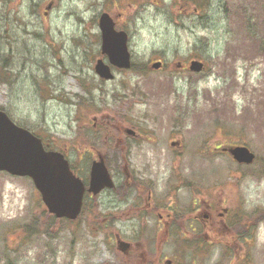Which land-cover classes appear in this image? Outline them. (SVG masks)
<instances>
[{
  "label": "rangeland",
  "instance_id": "374dc122",
  "mask_svg": "<svg viewBox=\"0 0 264 264\" xmlns=\"http://www.w3.org/2000/svg\"><path fill=\"white\" fill-rule=\"evenodd\" d=\"M103 12L127 32L133 62L112 80L94 71ZM0 49L13 66L0 109L81 178L96 156L118 157L119 172L128 162L178 218L168 232L147 215L145 195L126 202L106 190L77 220L56 219L30 178L0 171V264H264V0H0ZM193 59L203 73L179 68ZM157 61L165 66L152 69ZM236 144L256 154L254 165L215 150ZM207 201L244 216L226 225L253 240L226 239L220 219L209 232L218 240L194 234L189 213ZM117 236L133 251L121 252Z\"/></svg>",
  "mask_w": 264,
  "mask_h": 264
},
{
  "label": "water",
  "instance_id": "95a60500",
  "mask_svg": "<svg viewBox=\"0 0 264 264\" xmlns=\"http://www.w3.org/2000/svg\"><path fill=\"white\" fill-rule=\"evenodd\" d=\"M50 7V6H49ZM48 7V9H49ZM98 26L101 34V54L108 57V63L98 59L95 72L105 80L114 75L111 66L119 69L131 67V55L128 49V35L118 31L110 14L100 15ZM160 62L152 65L158 69ZM204 63L194 60L190 70L199 73ZM238 164L251 165L255 154L246 146L224 147ZM0 171L14 176L30 177L41 194L50 214L56 218L75 220L80 214L85 193L83 182L75 176L65 156L56 151H46L40 138L29 130L18 126L4 111L0 110ZM114 186L104 161L94 162L90 174L89 192L98 194L105 187ZM129 243L118 240V249L127 253ZM170 261L167 262L169 264Z\"/></svg>",
  "mask_w": 264,
  "mask_h": 264
},
{
  "label": "flooded vegetation",
  "instance_id": "af4514ba",
  "mask_svg": "<svg viewBox=\"0 0 264 264\" xmlns=\"http://www.w3.org/2000/svg\"><path fill=\"white\" fill-rule=\"evenodd\" d=\"M179 66L182 68V70H185L187 68V63L186 64H179ZM133 133L128 132L129 135H131L133 138H142L143 135L132 130ZM134 140V139H133ZM46 148L51 149L49 147V144H47L45 141H43ZM173 143H179L178 148L181 146L179 141H172ZM171 142V143H172ZM218 148V147H216ZM95 157V156H94ZM99 158H102L105 160V164L111 174L112 180L114 182V186L112 188H105L103 189L100 193H98L97 195H94L93 193L89 192V172L90 169L92 167V163L95 160H98ZM122 160H120L119 163H121ZM114 163L116 165H118V157L115 158ZM109 164L106 161V157L104 158V156H96V158L91 159L90 161H87V164L85 165V170H87L88 172V176L85 175L82 178V181L84 182V186H85V193H84V198L85 201L84 203L87 201L88 197H92L95 198L97 197L99 194L101 195L104 191L106 190H112L115 191L117 194L118 192H120L119 196H123L126 197V195H130L132 192H134V194L138 197H143V195L146 196V202L148 203L147 207H148V211H146L147 215L150 216H156L157 220L159 223H162L163 226L167 227V230L169 228H172L177 222H178V218H177V214L173 211L172 209V205L171 204H165L164 206L162 205H158L156 204L155 200H154V196H153V189L150 188L151 186L149 185H144L142 182V180H139L137 177L134 176L133 172L131 171V168L129 166L128 162H125V170L124 173L119 172V170H115L114 168L118 169L115 164ZM89 165V167H88ZM124 165V164H123ZM113 168V169H112ZM122 174V175H121ZM122 181V182H120ZM142 181V182H141ZM124 185V186H123ZM125 191V192H124ZM124 192V194H123ZM127 195V197H128ZM127 197L125 198V201L127 202L128 199ZM144 199V200H145ZM195 205V203L193 204V206ZM198 206H200L198 204ZM198 206H194L195 209L198 208ZM206 209L203 210H199L200 213H198V210H195V212H190L189 214H191L189 220L190 223L188 224V227L192 229V231L194 232V234L196 233V231L198 229H207L206 232V239L207 240H216V238L212 237L209 235V232H214L215 230L218 229V225H219V219H220V224H222L225 228H227L225 231H223L224 236L226 235V239H229L230 237L234 238V240H240V238H243L244 240H253V235L248 232V235L245 234H241L238 235L236 233H233L232 231H229L231 229H228L229 227L226 225L228 222H231L232 225H234L235 222V217L232 216L231 212L229 213V210L224 209L223 212L218 213L217 209L214 207V204H212V202L207 201L205 204ZM175 208V207H174ZM177 209V206L176 208ZM194 213H197L193 216ZM187 214V216L189 215ZM224 216V217H223ZM197 222V223H195ZM187 231L186 233L188 234L189 231ZM229 231V232H228ZM120 236H117V238ZM130 245H128V253L133 251V243L127 241ZM211 242V241H210Z\"/></svg>",
  "mask_w": 264,
  "mask_h": 264
},
{
  "label": "trees",
  "instance_id": "16d2710c",
  "mask_svg": "<svg viewBox=\"0 0 264 264\" xmlns=\"http://www.w3.org/2000/svg\"><path fill=\"white\" fill-rule=\"evenodd\" d=\"M31 2V1H30ZM5 3H7V2H5ZM35 4V3H34ZM6 7V6H5ZM5 12H9V10L7 11V10H5ZM13 66L12 65H10V64H8V62L6 61V59H4V57L2 56V50L0 49V81L1 82H5V83H9L10 84V81H9V79H7L6 77H5V75H4V73H9V74H11V68H12ZM5 71V72H4ZM21 125H23L24 127H27L25 124H21ZM242 219V221L245 219V217L244 216H242V218H239V220H241ZM239 220H237L236 222H235V226H234V228H236V226H237V224L240 222ZM202 231L203 229H198L197 231ZM187 231H184L183 232V236H182V238L180 239V240H187V238L185 237L186 235H188L187 233H186ZM197 233V232H196ZM197 236H201V234H196ZM182 248H183V251H184V253H187V251L188 250H186L187 249V243H185L183 246H181ZM186 247V248H185ZM184 253H182V254H184Z\"/></svg>",
  "mask_w": 264,
  "mask_h": 264
}]
</instances>
